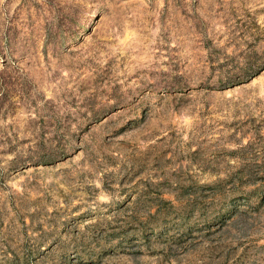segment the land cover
Masks as SVG:
<instances>
[{
    "label": "rangeland",
    "instance_id": "rangeland-1",
    "mask_svg": "<svg viewBox=\"0 0 264 264\" xmlns=\"http://www.w3.org/2000/svg\"><path fill=\"white\" fill-rule=\"evenodd\" d=\"M0 264H264V0H0Z\"/></svg>",
    "mask_w": 264,
    "mask_h": 264
},
{
    "label": "trees",
    "instance_id": "trees-1",
    "mask_svg": "<svg viewBox=\"0 0 264 264\" xmlns=\"http://www.w3.org/2000/svg\"><path fill=\"white\" fill-rule=\"evenodd\" d=\"M241 75H235L234 77H230L228 80L229 83H235V82H242Z\"/></svg>",
    "mask_w": 264,
    "mask_h": 264
}]
</instances>
